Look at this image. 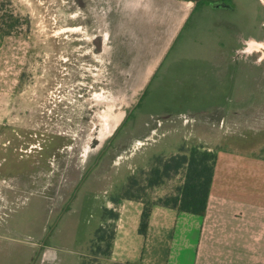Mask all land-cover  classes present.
I'll list each match as a JSON object with an SVG mask.
<instances>
[{
  "label": "rangeland",
  "instance_id": "rangeland-1",
  "mask_svg": "<svg viewBox=\"0 0 264 264\" xmlns=\"http://www.w3.org/2000/svg\"><path fill=\"white\" fill-rule=\"evenodd\" d=\"M139 2L145 11L128 23L122 9L138 1L0 0V22L15 21L0 31V246L17 242L6 245L13 255L26 244L55 243L62 208L96 211L106 196L116 205L104 211L102 258L87 262H111L102 261L103 251L117 227L121 188L133 177L138 193L156 157L201 147L218 157V187L264 178V11L248 16L250 28L261 19L260 38L234 53L257 65H235L233 77L200 87L213 95L192 103L200 88L163 73L162 52L176 12L222 5L160 0L153 11L149 1ZM178 56L171 51L169 59ZM178 93L163 104L164 94ZM180 180L140 192L152 200ZM73 219L71 212L64 232Z\"/></svg>",
  "mask_w": 264,
  "mask_h": 264
},
{
  "label": "crops",
  "instance_id": "crops-1",
  "mask_svg": "<svg viewBox=\"0 0 264 264\" xmlns=\"http://www.w3.org/2000/svg\"><path fill=\"white\" fill-rule=\"evenodd\" d=\"M135 1H138L136 8L122 9L123 16L129 17L128 23L136 22L133 18L145 11L139 8L142 0ZM148 1L155 11V1L160 0H147L146 4ZM225 1L218 2L225 8L192 7L176 12V27L172 37H167L160 60L163 73L170 71L179 82L191 81L193 86L200 88L224 75L233 77L235 65H257L247 58H235L237 53H234L240 43L250 42L251 37L255 40L260 38L261 19L250 28L248 16L257 19V13L264 11L263 1L234 0L232 4ZM196 4L199 5L200 1ZM235 5L238 6L236 10ZM171 51L178 52L179 56L169 59ZM221 52L222 57L218 54ZM203 89L191 92L192 103L197 101V96L213 95ZM182 95L164 94L163 104H166L168 96ZM217 179L214 167L207 207L202 215L153 206L145 235L137 232L141 202L119 200V217L109 256L103 257L102 261L127 264H264V178L257 185L225 187H218ZM113 204L116 205L105 196L97 204L96 211L87 209V204L82 206V212H79L81 209L74 212L70 206L62 208L53 227L55 243L38 241L26 244L25 252L17 251L13 255L6 245L17 242H6L0 246V264H86L88 257L102 258L100 253H95L96 230L106 222L104 211ZM71 212L75 222L70 223L72 228L64 232L66 217ZM77 224L84 230L80 240ZM38 249L41 253L37 257Z\"/></svg>",
  "mask_w": 264,
  "mask_h": 264
},
{
  "label": "trees",
  "instance_id": "trees-1",
  "mask_svg": "<svg viewBox=\"0 0 264 264\" xmlns=\"http://www.w3.org/2000/svg\"><path fill=\"white\" fill-rule=\"evenodd\" d=\"M9 17L10 20L6 22L1 19L0 27L5 23V28H0V31L9 30L14 26L15 21L13 22V18L11 16H8V18ZM215 163L216 154L214 152L201 147H192L188 151L181 150L165 158L156 157L154 165L149 169L144 179L145 186L139 188L138 193L137 190H134L137 186L136 179L131 177L126 183V186L121 188L123 192L119 198L141 202L142 207L139 215L137 232L141 235H145L153 206L175 209L180 212L194 215H202L207 207ZM177 175L181 176L180 182L174 185L171 192L165 195L157 196L152 200H145V195L140 192V190L144 189L158 188ZM106 211L111 213V210L106 209ZM103 227L104 226L101 225L96 230L95 253L102 254L100 243L104 240V237L100 232ZM111 239L112 237L106 241L107 251H103L106 258L109 256ZM97 264L118 263L97 262Z\"/></svg>",
  "mask_w": 264,
  "mask_h": 264
},
{
  "label": "flooded vegetation",
  "instance_id": "flooded-vegetation-1",
  "mask_svg": "<svg viewBox=\"0 0 264 264\" xmlns=\"http://www.w3.org/2000/svg\"><path fill=\"white\" fill-rule=\"evenodd\" d=\"M196 1H197V2H199V1H201V0H196ZM218 1H221V0H210V2H211V5H212V4H214L215 2H216V3H218ZM260 26H262V27H263V26H264V24H263V25L261 24ZM260 26H259V28H260ZM97 44H98V43H97Z\"/></svg>",
  "mask_w": 264,
  "mask_h": 264
}]
</instances>
